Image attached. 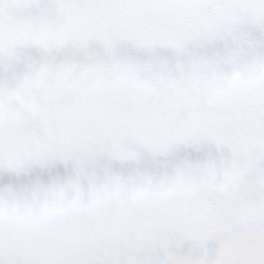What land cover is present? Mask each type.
Wrapping results in <instances>:
<instances>
[{
  "label": "snow or ice",
  "instance_id": "1",
  "mask_svg": "<svg viewBox=\"0 0 264 264\" xmlns=\"http://www.w3.org/2000/svg\"><path fill=\"white\" fill-rule=\"evenodd\" d=\"M0 264H264V0H0Z\"/></svg>",
  "mask_w": 264,
  "mask_h": 264
}]
</instances>
